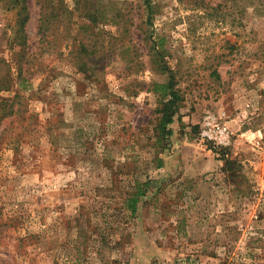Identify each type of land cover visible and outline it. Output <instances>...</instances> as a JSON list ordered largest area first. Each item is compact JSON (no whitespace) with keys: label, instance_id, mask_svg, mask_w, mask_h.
<instances>
[{"label":"rangeland","instance_id":"rangeland-1","mask_svg":"<svg viewBox=\"0 0 264 264\" xmlns=\"http://www.w3.org/2000/svg\"><path fill=\"white\" fill-rule=\"evenodd\" d=\"M0 264H264V0H0Z\"/></svg>","mask_w":264,"mask_h":264},{"label":"trees","instance_id":"trees-1","mask_svg":"<svg viewBox=\"0 0 264 264\" xmlns=\"http://www.w3.org/2000/svg\"><path fill=\"white\" fill-rule=\"evenodd\" d=\"M159 55V54H158ZM160 67L162 70L168 72L170 77L165 82H155L153 86V90L156 92H160L163 97V107L160 108L162 113L160 117L159 127L161 128V135L170 134L171 129H167V126L173 120V105L180 100L179 92L175 89L176 82L173 79V72L169 69V66L165 62L160 63ZM134 185L132 187V191H130L129 196L126 200V207L129 210L130 217L135 216L138 209V203L141 198L146 195L148 190L150 189V181L146 179L144 181L140 179H135Z\"/></svg>","mask_w":264,"mask_h":264},{"label":"built area","instance_id":"built-area-1","mask_svg":"<svg viewBox=\"0 0 264 264\" xmlns=\"http://www.w3.org/2000/svg\"><path fill=\"white\" fill-rule=\"evenodd\" d=\"M209 121H210V120H209ZM209 121H208V122H209ZM209 123H210V122H209ZM203 134L206 135V131H205ZM207 134H208V133H207ZM209 136H210V135H209Z\"/></svg>","mask_w":264,"mask_h":264}]
</instances>
